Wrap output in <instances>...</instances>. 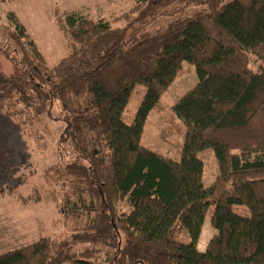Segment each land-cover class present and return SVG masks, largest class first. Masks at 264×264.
Here are the masks:
<instances>
[{
  "label": "trees",
  "instance_id": "obj_1",
  "mask_svg": "<svg viewBox=\"0 0 264 264\" xmlns=\"http://www.w3.org/2000/svg\"><path fill=\"white\" fill-rule=\"evenodd\" d=\"M133 3L109 19L57 14L69 54L54 66L12 13L10 23L0 21V58L11 66L6 74L0 61V106L29 122L56 107L65 125L56 145L74 159L50 165L44 180L76 184V200L62 204L87 217L70 241L40 237L1 254L0 264H264V0ZM178 3L205 11L145 33ZM183 61L198 82L173 107L181 143L172 161L140 139ZM136 85L144 97L124 124ZM209 150L216 169L213 162L207 179L198 156ZM57 195L52 190L55 205ZM206 216L214 234L199 252ZM71 244L91 248L74 252Z\"/></svg>",
  "mask_w": 264,
  "mask_h": 264
},
{
  "label": "rangeland",
  "instance_id": "obj_2",
  "mask_svg": "<svg viewBox=\"0 0 264 264\" xmlns=\"http://www.w3.org/2000/svg\"><path fill=\"white\" fill-rule=\"evenodd\" d=\"M133 4V0H0V21L10 23L8 14L12 13L14 19L24 26L47 65L54 66L59 59L69 54L67 41L57 27V14L76 11L92 19H109L129 11ZM179 7L178 3L167 10ZM203 11L205 9L202 7L189 6L178 9L173 15L155 17L147 25L145 33L155 35L167 28L170 22L190 19ZM134 18L129 17L118 27L132 23ZM0 61L4 72L10 73L9 62L2 57ZM197 82L193 65L183 61L173 83L147 116L140 139L142 146L172 161L179 160L180 152L176 148L181 143V124L174 115L173 107ZM144 93L145 88L141 85H136L132 90L121 116L124 124L130 125L135 120ZM16 109L23 108L18 105ZM50 111V116L45 112L29 122L25 113L21 114V118H16L10 108L0 106V255L36 242L40 237L70 241L74 231L85 226V213H79L78 210L68 213L67 207L62 204V198L70 202L76 200L74 188L78 186L67 184L61 189L60 185H53V182L49 184L44 180L50 165L58 161L65 164L74 159L70 149L65 147L64 151L61 145H56L65 125L58 120L56 107ZM24 119L26 121L23 122ZM198 157L204 161L206 178H210L214 165L216 169L213 152L209 150ZM49 175L52 173L49 172ZM52 190L59 194L55 196L57 205L50 199ZM233 211L242 217L249 215L245 207L233 206ZM209 222L206 216L198 240L199 252L203 251L214 234ZM71 246L74 252L91 248L88 244Z\"/></svg>",
  "mask_w": 264,
  "mask_h": 264
},
{
  "label": "crops",
  "instance_id": "obj_3",
  "mask_svg": "<svg viewBox=\"0 0 264 264\" xmlns=\"http://www.w3.org/2000/svg\"><path fill=\"white\" fill-rule=\"evenodd\" d=\"M208 243V242H207ZM198 246H199V243H198ZM198 246H197V248H198ZM205 247H206V245L203 247V249L202 250H204L205 249Z\"/></svg>",
  "mask_w": 264,
  "mask_h": 264
}]
</instances>
